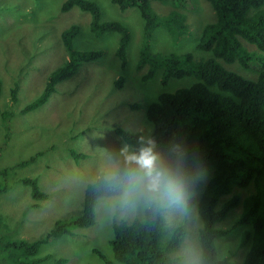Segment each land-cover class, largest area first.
I'll return each mask as SVG.
<instances>
[{"label": "trees", "instance_id": "trees-1", "mask_svg": "<svg viewBox=\"0 0 264 264\" xmlns=\"http://www.w3.org/2000/svg\"><path fill=\"white\" fill-rule=\"evenodd\" d=\"M150 1L111 0L122 11L138 7L144 20V43L139 62L134 65L139 70L149 64L141 81L150 79L157 72L162 85L171 78L183 76H194L195 81L174 92L159 93L156 100L147 105V124L143 130L114 127V134L127 146L118 165L124 169L134 168L135 163L127 157L151 141L159 159L184 178L190 195L184 217L173 225L166 221L165 210H143L141 217L130 221L125 218L113 220L108 242L112 257L95 250L96 254L104 264H192L179 252L192 225L196 229L191 237L196 241L198 264H236L230 258L233 252L223 256L218 252L219 240L232 232L246 248L237 264H264V0H206L216 12V19L204 26L199 37L197 46L211 55L202 59H195L190 52L151 54L147 42L154 28L161 25V20L150 11ZM73 7L90 14L89 28L93 35L110 32L118 35L114 54L120 68L128 70L129 29L115 20H101L100 8L93 0H64L60 11L67 12ZM79 32V25L73 24L60 33L66 52L63 62L48 73L42 92L33 101L18 111L0 108V121L9 122L18 113L38 109L56 91L57 84L102 56L99 50L75 48L74 39ZM217 59L228 64L240 63L255 74L246 79L226 69ZM123 83L118 80L115 87H121ZM19 88L15 82L10 90L14 104L19 97ZM1 90L0 80V95ZM6 131L4 141L10 137L9 125ZM2 148L3 145L0 151ZM71 156L78 160L87 154L72 150ZM35 157L14 166L28 165ZM208 173L210 176L204 183L203 175ZM103 176L100 172L85 185L76 217L56 221L50 231L32 241L0 240V264H35L41 261L33 257L42 244L70 234L72 227L93 225L97 201L109 196ZM21 180L31 186L34 200L49 197L40 190L37 179ZM234 187H252L253 191L244 196L233 194L222 200ZM238 206L240 215L236 216ZM223 220L229 228L220 224ZM65 262L64 258L54 259V264Z\"/></svg>", "mask_w": 264, "mask_h": 264}, {"label": "rangeland", "instance_id": "rangeland-1", "mask_svg": "<svg viewBox=\"0 0 264 264\" xmlns=\"http://www.w3.org/2000/svg\"><path fill=\"white\" fill-rule=\"evenodd\" d=\"M63 1H0L1 109L18 111L40 95L48 73L66 57L60 33L69 26L79 25L80 32L74 39L77 50L103 53L97 61L85 64L73 77L57 84L56 91L38 109L18 113L9 122L0 121V147L3 145L0 151L1 241H32L44 236L56 221L76 217L87 182L94 180L100 172L105 174L116 167L127 150L124 142L114 134V127L143 130L147 124V105L156 100L159 93L174 92L195 81L194 76H183L171 78L162 85L159 72L141 81L149 64L139 70L134 68L144 43V20L138 7L122 11L111 0H93L100 8L101 20H115L129 29L126 62L130 67L122 70L114 54L118 35L113 32L93 35L89 28L90 14L77 7L61 12ZM189 1L187 4L174 0L150 1V11L161 20V25L154 28L147 42L153 56L184 52H190L195 59L211 56L197 45L204 26L215 21L216 12L206 0ZM217 61L246 79L255 74L240 63ZM118 80L124 81L121 87H115ZM15 82L20 88L14 104L10 90ZM7 125L10 137L4 141ZM72 150L87 154V157L76 160L71 156ZM30 157H35L32 163L14 166ZM209 176L210 173L203 175L204 183ZM24 178L37 179L40 190L49 197L34 200L31 186L21 180ZM252 191V187H234L222 200L233 194L248 195ZM189 195L187 193V197ZM185 210L186 206L182 210H165L163 214L173 225L184 217ZM237 211L236 216H239V206ZM142 213L141 209L112 210L108 197L101 198L95 207V223L87 228L72 227L70 234L42 244L33 257L41 261L35 264H54L55 258H64L65 264H104L96 251L112 257L108 245L112 221L122 218L130 221L141 217ZM220 224L229 228L224 220ZM190 228L179 252L185 261L198 264L196 241L191 237L196 229L192 225ZM245 250L235 232L218 242L219 256L233 252L230 258L236 264Z\"/></svg>", "mask_w": 264, "mask_h": 264}, {"label": "clouds", "instance_id": "clouds-1", "mask_svg": "<svg viewBox=\"0 0 264 264\" xmlns=\"http://www.w3.org/2000/svg\"><path fill=\"white\" fill-rule=\"evenodd\" d=\"M127 158L135 163L134 168L124 169L117 165L102 177L112 210L159 212L182 210L186 206L187 186L184 178L159 159L151 147V141Z\"/></svg>", "mask_w": 264, "mask_h": 264}]
</instances>
